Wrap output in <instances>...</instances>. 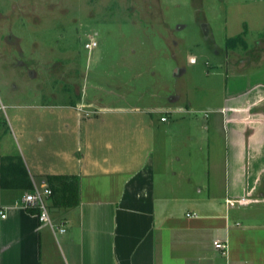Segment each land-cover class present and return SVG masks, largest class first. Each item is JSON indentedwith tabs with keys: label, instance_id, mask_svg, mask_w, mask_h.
<instances>
[{
	"label": "rangeland",
	"instance_id": "rangeland-1",
	"mask_svg": "<svg viewBox=\"0 0 264 264\" xmlns=\"http://www.w3.org/2000/svg\"><path fill=\"white\" fill-rule=\"evenodd\" d=\"M241 36L247 49L229 45ZM260 67L264 0H0V171L20 154L41 185L49 152L77 148V117L95 120L82 131L109 133L115 116L153 110L168 120L169 153L196 138L189 167L204 180L203 155L212 150L209 164L222 146L203 138L206 114L229 72Z\"/></svg>",
	"mask_w": 264,
	"mask_h": 264
},
{
	"label": "crops",
	"instance_id": "crops-1",
	"mask_svg": "<svg viewBox=\"0 0 264 264\" xmlns=\"http://www.w3.org/2000/svg\"><path fill=\"white\" fill-rule=\"evenodd\" d=\"M226 78L225 100L202 126L205 141L222 144L209 164L212 150L203 155L204 180L189 167L196 138L169 153L168 120L156 111L115 116L109 133L82 131L95 120L77 117V148L50 151L38 173L48 186L50 176L78 177L80 204L54 207L51 198L53 229L20 206L26 192L0 183V264H264V67Z\"/></svg>",
	"mask_w": 264,
	"mask_h": 264
},
{
	"label": "trees",
	"instance_id": "trees-1",
	"mask_svg": "<svg viewBox=\"0 0 264 264\" xmlns=\"http://www.w3.org/2000/svg\"><path fill=\"white\" fill-rule=\"evenodd\" d=\"M228 41L232 47L242 44L245 49L248 48L242 36ZM47 180L53 191L54 207L74 208L80 204V179L78 177L50 176ZM0 183L2 188L9 190L29 192L33 189L32 178L20 154H8L2 158ZM35 212L31 211L32 214Z\"/></svg>",
	"mask_w": 264,
	"mask_h": 264
},
{
	"label": "built area",
	"instance_id": "built-area-1",
	"mask_svg": "<svg viewBox=\"0 0 264 264\" xmlns=\"http://www.w3.org/2000/svg\"><path fill=\"white\" fill-rule=\"evenodd\" d=\"M96 47H97V43L95 42L89 43L86 46V48L89 50L96 48ZM161 120L165 122L167 121V118L162 117ZM32 181H33L34 187L31 191L26 192L23 195L20 201V206L29 212L36 211L35 215L39 218V220L43 223L49 224L54 229V225L51 221L50 208H49L50 200L53 196V191L47 184L38 185L37 183H35L33 179ZM228 203L230 206H234L236 201H228ZM0 215L4 219L7 217L5 211L2 208H0ZM64 231L65 230H61V232H64ZM214 245H215V248L217 250H220L223 255L228 254L229 246L227 243H222V242L217 241L215 242Z\"/></svg>",
	"mask_w": 264,
	"mask_h": 264
}]
</instances>
